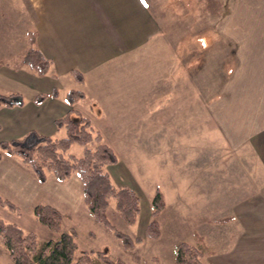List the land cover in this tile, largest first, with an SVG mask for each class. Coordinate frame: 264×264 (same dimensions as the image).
I'll return each mask as SVG.
<instances>
[{"label": "crops", "instance_id": "0c3cea01", "mask_svg": "<svg viewBox=\"0 0 264 264\" xmlns=\"http://www.w3.org/2000/svg\"><path fill=\"white\" fill-rule=\"evenodd\" d=\"M29 34L50 62L42 76L21 62ZM193 50L202 53L199 60L193 59ZM209 55L217 60L215 66L227 69L222 80L231 83L233 91L242 90L250 99L264 97V0H0V95H15L12 104L0 105V142L21 139L30 132L62 138L65 131L57 129L55 121L75 110L90 121L102 140L104 126L131 132L122 139L126 160L118 157V163L110 166L112 173L109 168L108 172L116 185L138 194L132 170L137 175L140 171L131 163L136 157L128 155H135L134 141L136 154H144V131H152V156L167 154L172 162H186L167 174L168 191L175 195L171 206L186 213L200 203L210 215L203 226L205 235L193 237L199 236L210 249L214 244H228L223 255L211 251L204 261L264 264V219L258 213L264 208L252 194L258 187L257 173L209 171L199 165L203 160L220 161L224 144L220 154L205 151L199 158L197 149L196 159H185L193 154L191 141L183 140V134L198 129L194 124H179L177 112L189 106L193 113V68L206 67ZM72 71L80 72L83 81H76ZM70 90L82 92L84 98L68 104L65 97ZM53 91L56 96L51 95ZM38 95L46 97L36 103ZM261 102L255 115L264 121ZM233 108L215 114L229 123L225 116L235 115ZM204 110L208 118L209 111ZM151 115L155 121L147 127ZM263 144L264 133L253 132L243 145L229 147H248L249 153L243 155L256 162L258 157L264 161L257 151ZM237 158L241 160L240 150ZM74 179L72 175L58 182L48 174L40 183L17 158L3 155L0 159V181L26 198L42 191L48 181H55L59 192L69 193L63 185ZM257 190L264 194V188ZM189 191L193 198L187 196ZM65 200L59 201L66 204ZM38 204L42 203H34ZM145 207L150 212V205ZM224 218L230 220L218 222Z\"/></svg>", "mask_w": 264, "mask_h": 264}, {"label": "rangeland", "instance_id": "374dc122", "mask_svg": "<svg viewBox=\"0 0 264 264\" xmlns=\"http://www.w3.org/2000/svg\"><path fill=\"white\" fill-rule=\"evenodd\" d=\"M192 54L194 60H199L202 55L198 50H193ZM227 56L228 54L226 57ZM207 60L209 64L206 67L193 68V82L191 83V89L194 94L193 113L190 112L189 106L185 108L180 107L179 109L181 110L177 112V121L179 124H185V122L187 126L189 124H194L198 129L187 132L186 135L183 134V140L191 141L189 147L192 148L193 154V156H187L185 159L188 161L190 159H196L197 156L200 158L204 155L205 151H209L211 155L220 154L219 150L223 147L221 145L224 144L225 147L223 148L225 150V155L223 158L219 156L221 159L220 161L210 162L208 160H203L199 162V165L201 167H207L209 171L242 172L249 170L256 172L257 189L264 188V175L262 176V173L264 174V161H262L260 157L257 158L256 162L252 160V157L250 159L251 161H249V158L243 155L244 152L249 153L248 147H229V145L231 146V144L235 143L243 145L244 140L250 137L253 132H256L258 136L264 133V121L259 120V117L255 115V108L258 106L259 102L262 101L261 103L264 105V97L261 99L259 97L257 99H250L246 92H241L242 90L240 92L233 91L232 84L223 82L224 80H222L225 78L223 72L227 69L215 66L217 60H214V57L211 55L208 56ZM145 85L146 87L150 86L149 83ZM195 96H202V99L200 97L196 99ZM234 105L235 108L233 109H235V115L231 114L228 115V117L225 116L229 123H227L226 120H222L221 116L215 114V112L220 109H223L225 112L231 110L228 109V107ZM203 108L208 109L209 119L206 117ZM214 114L216 116H214ZM149 117L150 119L147 121V127H151L152 122L155 121V116H153V118L152 115ZM161 117H168V115H161ZM202 124L203 127H200ZM237 126L240 128L238 132L235 128ZM100 132L103 135V142L108 143L120 159L126 160V148L122 146V139H124L127 134H131V132L114 130L110 126H104ZM133 133L140 134L142 132ZM152 133V131H144L146 146L143 150L144 154H136L137 145L134 141L135 150H133L135 155H128L129 158H133L134 160L136 157V161L132 160L133 162L131 161V163L140 171L138 175L135 174V170H132L134 173L130 171L140 191H138V194L136 193L139 195L141 212L136 223L131 226L125 224L115 211L113 201H110L106 212L107 218L118 231L126 234L131 239L135 237L143 239V242L136 245L133 249H125L119 239L100 223H97L88 213L83 203L81 184L76 174H74L75 178H77L74 179L75 183H72L74 180H71L63 185L65 189L66 186H68L71 191L69 192L70 194L59 192V189H57V187H55L56 185L53 183L55 181H48L42 191L37 193L33 192L34 195L31 193L32 197L30 198H26V196L21 195V193L19 194V192H13V190H11L12 187L10 188L6 183L0 181V197L2 200L10 202L17 208L16 212H11L8 208L0 207V219L5 223L16 225L24 233H33L39 242L57 240L61 233L75 231L78 246L75 257L80 256L85 251H101L113 260H120L124 264H172L174 250L178 243L186 242L194 246L202 245L198 243L193 236L195 233L202 236L204 233L203 226L206 223V218L210 215V211L206 210L200 203H197L196 207L186 213L178 211V209L171 206L174 194L168 191L167 174L173 169L183 168V163L186 162H172L169 159L170 156L167 154L161 157L158 155L152 156L151 152L153 146L149 141ZM173 133H175V130H173ZM62 136L64 135H60L59 137ZM165 136L167 137V135ZM176 136L181 137V132H177ZM255 143H257V140ZM208 145L209 147L206 149ZM197 149L200 151L197 152L196 156ZM82 150L83 146L74 144L70 147L68 153L75 157H80L82 155ZM187 150H189V148H187ZM239 150L241 160L237 158ZM257 151L260 155H264V144L261 147L257 146ZM161 154H163V152ZM250 154L252 155L251 151ZM194 167H196V164H194ZM108 168L112 173V168L114 167H107V171ZM195 170L196 169H194V171ZM113 182L115 183V181ZM157 189L163 193L167 203L165 210L158 216L160 236L157 240L144 239L145 228L151 220L149 217L150 212L146 209L145 203H147L149 207L150 198L153 197L154 191ZM257 189L252 190V194L256 199V203L260 204L262 206L261 208H264V194L260 193ZM192 191H189L187 195L189 198L194 197V194L191 193ZM64 198H66V204L59 201ZM194 201L196 202V197ZM37 202L50 204L61 212L62 222L60 232H51L36 221L33 208L36 206L34 203ZM227 203L226 201L225 204L227 205ZM258 213L262 215L264 219V210ZM223 231L222 234L226 235ZM226 233L230 235L228 230ZM227 246L228 244H224L223 247L214 244L211 249L208 248V250L223 255L222 251L227 249ZM211 253L212 252L208 255ZM0 264H13L7 250L1 243Z\"/></svg>", "mask_w": 264, "mask_h": 264}, {"label": "trees", "instance_id": "16d2710c", "mask_svg": "<svg viewBox=\"0 0 264 264\" xmlns=\"http://www.w3.org/2000/svg\"><path fill=\"white\" fill-rule=\"evenodd\" d=\"M21 62L39 76L46 73L50 62L46 60L34 46V35L28 36V48L21 57ZM72 77L83 81L80 72L72 71ZM52 96H56L53 91ZM14 94L0 95V105L12 104ZM38 95L35 102L45 99ZM84 98L80 91L70 90L66 101L74 105ZM57 129H64L65 136L52 138L34 132L28 133L21 139L0 142V159L3 155L17 158L30 169L40 183L46 181L50 174L58 182H63L76 174L81 184L83 203L92 218L108 229L120 240L125 249H133L141 244L143 239H131L121 233L107 218L106 212L110 201L123 222L134 225L140 214V199L136 192L127 186L116 185L107 167L118 163L115 151L103 142L101 134L94 130L90 121L75 110L55 121ZM74 144L83 146L82 155L75 157L68 153ZM0 207L16 212L17 208L0 197ZM163 194L157 189L150 200V222L145 228L144 239L157 240L160 236L158 216L165 210ZM36 221L51 232H60L62 214L56 208L38 204L33 208ZM224 218L219 223H227ZM201 246L190 243H178L174 250L172 264H208L204 257L211 251L203 240L196 235ZM0 243L5 247L13 264H124L113 260L101 251H85L75 257L78 248L75 231L63 232L57 240L39 242L33 233H24L14 224L5 223L0 219Z\"/></svg>", "mask_w": 264, "mask_h": 264}]
</instances>
